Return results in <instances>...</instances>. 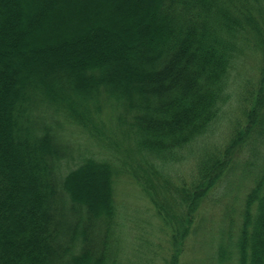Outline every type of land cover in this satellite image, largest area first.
Returning <instances> with one entry per match:
<instances>
[{"label":"trees","instance_id":"obj_1","mask_svg":"<svg viewBox=\"0 0 264 264\" xmlns=\"http://www.w3.org/2000/svg\"><path fill=\"white\" fill-rule=\"evenodd\" d=\"M231 100L225 141L173 178ZM239 168L258 172L217 263L264 264V0H0V264H131L114 237L125 177L164 237L150 261L181 264Z\"/></svg>","mask_w":264,"mask_h":264},{"label":"rangeland","instance_id":"obj_2","mask_svg":"<svg viewBox=\"0 0 264 264\" xmlns=\"http://www.w3.org/2000/svg\"><path fill=\"white\" fill-rule=\"evenodd\" d=\"M249 68L252 69V64L243 61L236 69L235 73L241 72L244 75L236 79L233 88L235 97L244 90L246 78H252ZM238 118L237 104L231 100L208 138V143L205 145V142L201 141L192 145L189 152L184 154V162L173 169L172 177H182L184 173L192 171L197 159L205 151H210L214 145L225 141L227 132ZM58 133L63 142L73 149L84 150L85 147H92L86 137L78 135L72 127H63ZM257 172V168H239L228 180L226 187H219L208 195L197 215V233L185 246L181 264H218L220 248L232 251L226 247H230L236 239L244 196L253 184ZM115 199L119 202V222L123 225L118 227L114 236L117 246H120V259H130L131 264H154L150 261L151 252L158 251V247L164 245V237L152 225L154 218L139 190L127 177L122 178L115 187Z\"/></svg>","mask_w":264,"mask_h":264}]
</instances>
